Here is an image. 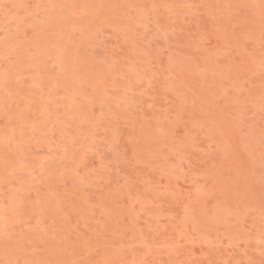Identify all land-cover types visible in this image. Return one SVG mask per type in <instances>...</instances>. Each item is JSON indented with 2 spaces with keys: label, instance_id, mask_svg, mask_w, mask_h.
<instances>
[{
  "label": "rangeland",
  "instance_id": "rangeland-1",
  "mask_svg": "<svg viewBox=\"0 0 264 264\" xmlns=\"http://www.w3.org/2000/svg\"><path fill=\"white\" fill-rule=\"evenodd\" d=\"M0 264H264V0H0Z\"/></svg>",
  "mask_w": 264,
  "mask_h": 264
}]
</instances>
